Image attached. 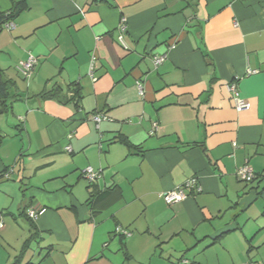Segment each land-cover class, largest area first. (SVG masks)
I'll return each mask as SVG.
<instances>
[{"label": "crops", "instance_id": "0c3cea01", "mask_svg": "<svg viewBox=\"0 0 264 264\" xmlns=\"http://www.w3.org/2000/svg\"><path fill=\"white\" fill-rule=\"evenodd\" d=\"M11 11L14 28L0 32L17 95L0 112L2 264L34 232L18 264H264V0H0ZM29 54L26 79L17 65ZM231 81L248 110L235 108ZM54 88L61 100L42 95ZM246 162L251 182L236 175ZM89 166L102 171L93 183ZM193 176L199 187L167 204L163 193ZM93 187L107 193L90 203ZM39 207L34 231L22 212Z\"/></svg>", "mask_w": 264, "mask_h": 264}, {"label": "built area", "instance_id": "2783aa9c", "mask_svg": "<svg viewBox=\"0 0 264 264\" xmlns=\"http://www.w3.org/2000/svg\"><path fill=\"white\" fill-rule=\"evenodd\" d=\"M14 26L15 25L13 22H7L4 25V29L12 30L14 28ZM119 29L121 31L120 36H119V41L122 43V45L125 48H127V45H126L125 40H124V33L126 31L125 19H123L120 22ZM166 58H167V55L154 56L152 59L154 68L159 67L165 61ZM37 62H38V58L33 54H29L25 60H21L18 63L17 69L24 78L29 79L31 77V75L33 74V71L37 65ZM250 72L252 73L255 71H250ZM137 86H138L139 93L141 95H143L144 94V88H143V85L140 81L137 82ZM227 87L232 94V99L234 100L235 108L238 111L248 110L250 108V103L248 100L244 99L241 96V94L237 88L236 82L231 81L227 85ZM102 118L103 117L101 115H95L94 116V119L97 122H100L102 120ZM154 127L158 128V125L156 122L154 123ZM66 149L68 151H72L71 145H68L66 147ZM100 171L101 170L96 171L93 167H87L86 169L83 170V176L87 180H89L90 182H93L100 176ZM236 175H237L238 179L245 181V182H251L256 177L254 169L252 168V166L248 162H246L245 164H243L242 166H240L237 169ZM194 187H199L197 176H193V177L185 180L182 184L177 185L174 189H171V190L163 193L162 196L164 197L167 204L178 203V202H181L184 199H186V197L188 196V192H190L192 190V188H194ZM46 210H47L46 207L31 208L28 210V216L33 220H37L40 215H42L43 213L46 212ZM4 225H5V223L3 221V216L0 213V229H2L4 227ZM120 231L122 233H124L125 235L126 234L129 235V232L126 230L120 229ZM245 264H262V263L258 262V261H249V262H246Z\"/></svg>", "mask_w": 264, "mask_h": 264}, {"label": "trees", "instance_id": "16d2710c", "mask_svg": "<svg viewBox=\"0 0 264 264\" xmlns=\"http://www.w3.org/2000/svg\"><path fill=\"white\" fill-rule=\"evenodd\" d=\"M15 16V11H11V12H0V32L3 31L4 29V25L7 23V22H11V20L14 18ZM14 87H16V82L12 79H9V78H6L5 75H4V72L0 69V105H1V110L0 112L3 113V112H9L10 109H11V101H13L17 95H13L12 94V91L14 90ZM61 93H64V91L62 89H57V88H54V89H51L49 91H45L43 92V96L44 97H52V98H55L57 97L58 99L61 100V96L62 94ZM61 94V95H60ZM75 95H76V98L78 97L81 98V95H80V90L76 89L75 91ZM74 97H72L71 100H73ZM119 140H121L122 142H126L124 140V138L120 137ZM127 143V142H126ZM68 151V150H67ZM71 152V151H69ZM90 167V166H89ZM87 168V167H86ZM85 168V169H86ZM96 170V169H95ZM101 169H98L96 171H99ZM12 171V168L8 169L6 172H4V174L6 176H9L10 175V172ZM101 172L100 171V176H101ZM237 172V171H236ZM82 176H83V171H82ZM100 176L98 178H100ZM84 177V176H83ZM85 178V177H84ZM97 178V179H98ZM86 179V178H85ZM96 179V180H97ZM95 180V181H96ZM89 181V180H88ZM93 181V182H95ZM90 182V181H89ZM93 182H90V183H93ZM92 185V184H91ZM95 187L92 188V191H91V195L88 199V201L90 203H95L98 200H101L103 198V196L107 193V191H102V192H97L95 191ZM100 198V199H99ZM31 209V208H29ZM28 209V210H29ZM28 210L24 209L23 210V214L25 215L26 219L30 222L31 226L33 227L34 231H35V223L33 219H31L29 216H28ZM3 216V212H0ZM4 221V220H3ZM120 227H117L116 228V232H121L120 231ZM122 230V229H121ZM122 233V232H121ZM37 232H34L32 234V236L24 243V247L22 249V252L20 253V255L18 256V259L16 258V260L12 263V264H18L19 263V258H21V256L24 254V252H26V250L28 249L27 247L29 246V242L32 238H34L36 236ZM124 234V233H123ZM26 264H37V263H34V262H27Z\"/></svg>", "mask_w": 264, "mask_h": 264}, {"label": "rangeland", "instance_id": "374dc122", "mask_svg": "<svg viewBox=\"0 0 264 264\" xmlns=\"http://www.w3.org/2000/svg\"><path fill=\"white\" fill-rule=\"evenodd\" d=\"M86 181H87V180H86ZM34 248H35V246H34V244H33V245H32V250H33ZM3 251H5V247L2 246V249L0 248V253L3 252ZM4 255H5V253H4ZM3 257H4V256H3ZM1 260H2V258H1V256H0V264H2V262H3V261H1Z\"/></svg>", "mask_w": 264, "mask_h": 264}]
</instances>
